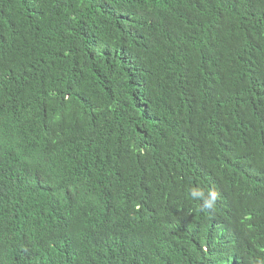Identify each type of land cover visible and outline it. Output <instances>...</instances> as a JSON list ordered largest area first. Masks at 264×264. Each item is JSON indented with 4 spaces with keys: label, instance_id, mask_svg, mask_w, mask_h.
<instances>
[{
    "label": "trees",
    "instance_id": "trees-1",
    "mask_svg": "<svg viewBox=\"0 0 264 264\" xmlns=\"http://www.w3.org/2000/svg\"><path fill=\"white\" fill-rule=\"evenodd\" d=\"M0 264H264V0H0Z\"/></svg>",
    "mask_w": 264,
    "mask_h": 264
},
{
    "label": "clouds",
    "instance_id": "clouds-1",
    "mask_svg": "<svg viewBox=\"0 0 264 264\" xmlns=\"http://www.w3.org/2000/svg\"><path fill=\"white\" fill-rule=\"evenodd\" d=\"M190 194L192 198L200 199L203 201L202 210L204 208H213L217 199V193L212 190H209L207 194H205V191L203 189H193Z\"/></svg>",
    "mask_w": 264,
    "mask_h": 264
}]
</instances>
